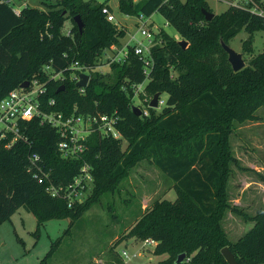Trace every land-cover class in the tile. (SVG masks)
<instances>
[{"label":"trees","instance_id":"1","mask_svg":"<svg viewBox=\"0 0 264 264\" xmlns=\"http://www.w3.org/2000/svg\"><path fill=\"white\" fill-rule=\"evenodd\" d=\"M44 5L48 12L25 7L17 14L8 2L0 0V101L37 77L46 85L40 97L44 111L65 117H118L121 139L94 133L82 157L64 159L58 151L61 138L57 130L39 118L22 121V138L10 147L12 136L0 137V227L24 206L36 217L38 228L53 219L70 220L68 234L104 194L116 191L132 167L148 159L174 183L177 198L157 201L143 212L129 237L157 241L154 254L167 255L159 264H178L181 254L185 259L179 264H228L222 255L225 247L237 264H264V212L250 217L231 207L228 199L231 165L238 166L230 137L237 123L259 120L256 113L264 105V52L250 66L234 72L221 45V40L228 44L242 31L251 38L264 32V17L229 7L207 21L203 13V9L211 10L207 0H143L140 4L119 0L121 13L145 18L159 13L187 41L184 48L179 40L160 31L157 37L162 44L152 48L154 69L147 91L153 96L167 94V101L160 113L150 108L149 115L139 117L131 99L134 86L143 84L147 76L144 61L132 47L122 64L112 66L113 75L93 73L84 91L71 77L80 73L71 69L73 64L92 71L103 52L120 46L125 38L126 31L108 22L102 13L108 4L56 0V4ZM77 15L86 27L82 33L77 29V52L72 53L67 52L69 39L62 36L61 28L65 20ZM250 48L249 40L245 50ZM46 68L63 77L52 79ZM123 140L128 144L125 150ZM34 153L41 157L48 175L42 183L30 171ZM85 163L94 177L86 200L70 206L63 196L51 195L52 185L67 189ZM228 210L254 223L236 243L223 228ZM61 241L53 243L40 264L48 263Z\"/></svg>","mask_w":264,"mask_h":264},{"label":"rangeland","instance_id":"2","mask_svg":"<svg viewBox=\"0 0 264 264\" xmlns=\"http://www.w3.org/2000/svg\"><path fill=\"white\" fill-rule=\"evenodd\" d=\"M83 1L94 5L109 4L115 17L113 24L127 33L125 38L120 40V46L105 50L98 59L97 67L87 71L90 77L95 72L113 75L112 66L115 63H123L122 53L128 50L126 45L134 44L132 35H135L137 40H143L138 29L139 16L133 17L121 13L119 0ZM133 1L135 4H140L143 0ZM207 1L211 8L207 11L215 16L230 7L224 1ZM44 3L50 6L56 4V0L10 1L13 8L31 7L48 12L49 8ZM62 15L66 16V12L64 11ZM145 21L149 28L153 27L154 32L160 33L164 30L172 38L182 40L176 29L159 13L153 14ZM83 23L85 24L84 21ZM77 29L78 25L73 16L63 23L61 34L69 39V42L66 41L67 52H77ZM249 40L251 48L247 51L245 43ZM228 44L238 53L243 54L246 68L254 58L264 52V32L259 31L251 38L242 31ZM45 70L50 77L58 79L61 76H55L51 69ZM172 75L177 76L174 72ZM35 78L42 85L43 82ZM147 84L148 82L135 88L131 99V104L140 108L144 115L150 114V102L154 97L147 91ZM166 101L167 94H162L159 108L156 109L157 113L165 107ZM256 114L259 117L258 121L237 123L230 137L232 152L238 160V166L231 165L232 173L228 182L229 204L250 217L264 212V188L261 185H264V105ZM127 145L123 140V150ZM173 186L174 183L166 175L150 164L148 159H143L129 170L116 191L104 194L99 203L76 221L68 234L65 232L70 227V220L53 219L38 228L36 217L23 206L0 227V264H40L51 251L53 243L58 240H62L61 244L47 264H159L167 258V255H155L154 245L146 246L143 240L129 237L128 233L143 212L150 210L157 201L176 200L177 193ZM252 223L246 222L242 217L228 210L223 219V228L228 233L229 240L236 243L254 227ZM123 251L128 253V258L122 255Z\"/></svg>","mask_w":264,"mask_h":264},{"label":"built area","instance_id":"3","mask_svg":"<svg viewBox=\"0 0 264 264\" xmlns=\"http://www.w3.org/2000/svg\"><path fill=\"white\" fill-rule=\"evenodd\" d=\"M10 4L11 0H5ZM230 5V7L242 8L250 10L253 14L264 17V0H227L224 1ZM17 14L20 11H15ZM105 18L108 22L114 23L115 17L110 7L105 6L102 10ZM148 18L139 16L138 22L139 33L143 37V40H137L135 35H132L131 39L134 41L133 45L129 43L126 45L128 50L123 51V62L129 55V47H132L135 55L144 61V73L147 76L146 81L143 84L134 86H143L150 77L151 72L154 69V60L152 57V48L162 44V40L158 39L159 33L154 32L153 27L147 25ZM144 21V22H143ZM72 70H79L80 73L74 75L76 81H79V75L86 73L87 70L81 67L79 63H75L71 66ZM59 75H61L59 77ZM55 76L61 79L62 73H57ZM56 79L55 77H51ZM84 91V88H81ZM46 92V85L39 83L35 78L30 81V85L27 88L19 87L11 91L0 101V137L7 138L12 136V140L9 147L22 138L20 134V123L22 121H31L35 118H39L43 124H49L55 128L60 135V142L58 144V151L64 159H77L82 157L84 152L88 150V138L94 134L99 133L102 137H114L115 139H121V134L117 130L116 124L119 121L118 117L110 115H83L73 114L69 117H65L62 113L47 112L41 108L40 97ZM55 101L51 100L50 105H54ZM42 160L39 154L34 153L30 156V171L33 172L34 177L41 183L48 178V175L44 173L41 166ZM94 186V177L89 164L85 163L81 168L79 174L75 177L73 183L67 189H58L53 185L49 188L52 196H63L68 200L69 205L72 206L77 201H84L83 198H87L91 193ZM89 194V195H88ZM144 244L158 245V242L153 239H145ZM125 258L129 255L126 251L122 252Z\"/></svg>","mask_w":264,"mask_h":264},{"label":"water","instance_id":"4","mask_svg":"<svg viewBox=\"0 0 264 264\" xmlns=\"http://www.w3.org/2000/svg\"><path fill=\"white\" fill-rule=\"evenodd\" d=\"M203 13L206 17L207 21H212L215 17V14L207 11L206 9H203ZM75 22L78 25V28L80 30V32H83L84 29V23L82 21L81 16L77 15L74 17ZM180 45H182L184 48L187 47V41L186 40H181L179 41ZM221 45L222 48L224 49V51L228 54V61L232 66V69L234 70V72H239L241 70H243L245 68V60L243 58V54L242 53H238L235 49H233L231 46H229L228 44H226L223 40H221ZM90 79L91 77L86 74V73H81L79 75V81L76 83V86L78 88H87L89 83H90ZM30 82L27 81L25 83H23L21 85V87L23 88H27L29 87ZM64 89V87L62 86L58 92L62 91ZM161 93H157L155 94V96L153 97L152 101L150 102V107L153 109H157L159 108V104H160V97H161ZM133 111L135 112V114L139 117H141L143 115V111L138 108V107H134L133 106ZM222 255L223 257L226 259V261L228 262V264H237L236 258L234 256V254L231 252V250L228 247H225L222 250ZM185 259V254H181L177 260V263H182Z\"/></svg>","mask_w":264,"mask_h":264},{"label":"crops","instance_id":"5","mask_svg":"<svg viewBox=\"0 0 264 264\" xmlns=\"http://www.w3.org/2000/svg\"><path fill=\"white\" fill-rule=\"evenodd\" d=\"M23 6H25V5H23ZM108 6L112 9V7L108 4ZM24 7H18V8H14V10L15 11H20L21 12V10L23 9ZM243 185V184H242ZM262 186H263V188H264V185L263 184H261ZM244 186H245V184H244ZM253 225H254V223H252ZM226 234L228 235V233L226 232Z\"/></svg>","mask_w":264,"mask_h":264}]
</instances>
